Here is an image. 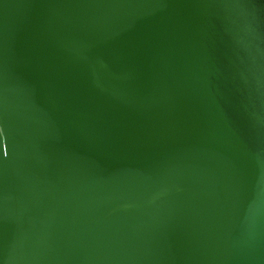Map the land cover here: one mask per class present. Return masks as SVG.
I'll return each instance as SVG.
<instances>
[{"label":"water","instance_id":"water-1","mask_svg":"<svg viewBox=\"0 0 264 264\" xmlns=\"http://www.w3.org/2000/svg\"><path fill=\"white\" fill-rule=\"evenodd\" d=\"M0 264H264V0H0Z\"/></svg>","mask_w":264,"mask_h":264}]
</instances>
